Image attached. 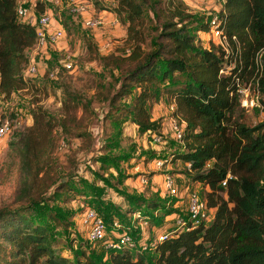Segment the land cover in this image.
Segmentation results:
<instances>
[{
  "label": "trees",
  "instance_id": "trees-1",
  "mask_svg": "<svg viewBox=\"0 0 264 264\" xmlns=\"http://www.w3.org/2000/svg\"><path fill=\"white\" fill-rule=\"evenodd\" d=\"M112 1L109 11L125 24L126 50L105 58V65L120 77L109 103L118 110L114 100L129 96L127 106H120L124 115L141 131L159 134L146 102L165 95L172 104L169 115L183 123L181 144L174 141L167 153L169 163L189 164L184 173L190 182L202 185L200 195L211 218L204 225L168 230L169 236L151 249L157 253L154 261L151 255L132 257L124 249L111 254L109 264H264V57L259 76L254 62L264 49V0H223L218 12L227 52L212 42L201 45L197 33L207 31V25L183 0ZM15 5L16 0H0L3 94L24 87L26 51L36 38L33 26L16 18ZM33 6L43 11L40 1ZM83 38L85 46L91 44ZM256 76L263 120L249 126L242 119L245 111L239 106L236 83L251 81L253 87ZM117 119L112 116V122ZM22 165L15 197L20 203L0 209V264H98L84 251L82 260H70L54 245L49 228L32 207L44 205L59 186L51 195L41 191L32 196L25 154Z\"/></svg>",
  "mask_w": 264,
  "mask_h": 264
},
{
  "label": "rangeland",
  "instance_id": "rangeland-1",
  "mask_svg": "<svg viewBox=\"0 0 264 264\" xmlns=\"http://www.w3.org/2000/svg\"><path fill=\"white\" fill-rule=\"evenodd\" d=\"M16 1L32 7L36 0ZM184 1L195 18L202 21L222 6L220 0ZM81 2L87 8L85 15L99 17L103 24L85 27L83 16L73 11L74 5L63 0L48 4L45 11L50 14L53 26L61 24L63 37L54 46L27 50V61L35 62L36 73L23 72L26 80L23 88L0 93V122L6 120L11 126L8 136L0 141V209L16 208L20 203L15 197L24 174L25 154L28 179L34 186L32 196L41 191L45 196L51 195L56 186H62L44 205L32 207L49 228L54 245L70 260L75 256L82 260L80 252L84 251L98 264H109V256L121 250L85 239L87 227L82 221L85 208L104 214L108 224L112 221L120 224L121 228L115 231L111 228L114 238L127 227L135 228V233L167 232L173 226L170 219L184 214L185 194L194 192L201 196L203 187L188 180L185 164L180 160L161 169L169 171L176 195H165L163 172L157 173L161 186L158 182L149 185V178L161 171L153 165L157 152L150 145L155 148L162 142L169 148L175 145L169 125L170 101L158 94L146 102L149 117L157 120L158 132H163L158 134L159 144H152L148 133L124 115L125 109L120 106H127L129 96L114 100L118 110L110 105L120 77L115 69L105 65V58L126 50L125 24L109 11L114 5L112 0ZM144 15L148 18L147 8ZM199 35L200 43H210L208 34ZM83 36L90 45L85 46ZM144 39L141 46L146 50L148 32ZM64 62L71 64L70 70L62 67ZM156 88L161 87L157 84ZM112 116L118 117L116 122H112ZM242 119L253 126L263 120V112H244ZM140 176L146 185L137 183ZM205 213L211 217L210 209L205 208ZM45 215H52L53 219ZM149 252L129 251L132 257L143 254L148 259L151 255L154 261L157 253Z\"/></svg>",
  "mask_w": 264,
  "mask_h": 264
},
{
  "label": "built area",
  "instance_id": "built-area-1",
  "mask_svg": "<svg viewBox=\"0 0 264 264\" xmlns=\"http://www.w3.org/2000/svg\"><path fill=\"white\" fill-rule=\"evenodd\" d=\"M43 4V11L36 12L34 6L26 7L23 3L16 1V5L14 8L15 16L19 21L25 22L34 28L35 32V43L33 45V50H38L42 48H46L48 46L56 45L59 40L63 37L64 30L60 23H57L56 26H53L51 16L48 12L45 11L48 4H59L60 0H39ZM67 3V5H74L73 11L81 14L83 16V25L88 28L99 27L103 24L102 20L99 17H89L86 14L87 8L81 0H63ZM221 4L223 0H220ZM207 25V31H205L209 40H211L212 44L215 46L221 47L225 52L228 49L227 38L223 32L221 27V19L219 16V12L217 11L215 14L211 15L208 19L205 20ZM232 39H234L232 37ZM264 56V49L258 51L255 56V65L256 70H258V76L260 74V60ZM62 67L64 69L70 70L71 64L69 62L62 63ZM227 69V67H225ZM224 70H219V72H225ZM36 64L33 60L28 61L25 65L23 72L28 74L36 73ZM258 76L254 78L253 87H251V81H248L246 84L236 83L238 93V102L239 106L245 111L250 112L254 110H261V105L258 101V91H257V79ZM172 110V106L170 107V112ZM170 132L172 134V138L178 144H181V136H182V126L183 123L180 120L176 119V117L170 116ZM11 131L10 124L4 120L0 122V141L8 136ZM149 135V141L152 144H159L161 138L158 134L151 133L146 131ZM169 155L165 154L162 156L154 157L152 159L153 165L156 170H161L167 164H169ZM189 164H185V167L188 168ZM138 184L140 186L146 185V180L143 176L138 177ZM221 185H224V182H221ZM163 187L165 191V195L168 197H173L176 195V189L173 186V182L167 174L163 176ZM185 209L184 214L181 216H174V220L172 221L174 228H186L188 226H197L199 224H207L210 221V218L205 213V204L202 200L201 196L194 192H187L185 194ZM207 209V208H206ZM82 221L83 225L87 227V231L85 233V239L89 242H101L105 243L107 246L111 248H116L118 250H130L136 252H146L151 251V249L160 241L164 240L169 236L170 232H153L150 234L143 232L140 230L135 233L132 227L123 228L125 231L120 234L118 238H114L111 235V228L113 231L121 228L120 224L116 221H112L111 224L105 222L104 218L100 213H98L93 208H85L82 211ZM109 226L110 230H107ZM85 227V228H86ZM112 237V240H109ZM108 240V241H106Z\"/></svg>",
  "mask_w": 264,
  "mask_h": 264
},
{
  "label": "crops",
  "instance_id": "crops-1",
  "mask_svg": "<svg viewBox=\"0 0 264 264\" xmlns=\"http://www.w3.org/2000/svg\"><path fill=\"white\" fill-rule=\"evenodd\" d=\"M183 2L186 4V5H188L184 0H183ZM189 7V6H188ZM199 34H207L206 32H198L197 33V37L199 38V39H201L202 40V37L199 35ZM208 40V39H207ZM211 42V41H210ZM201 45L203 46V47H207L208 46V43H201ZM29 50V49H28ZM172 106V104L171 103H169V105H168V107L170 108ZM155 119V118H154ZM159 132H161V133H163L162 132V130L161 131H159ZM166 145V146H165ZM175 146V145H174ZM150 149L151 150H153V151H155V152H157L156 154H167V153H169L170 151H171V149H173V148H169V146L167 145V144H164L163 142L161 143V144H159L158 146H157V148H155V147H152L151 145H150ZM162 172L164 173V174H167V173H169V171L168 170H166V169H163V170H161V171H157L155 174H153L150 178H149V185L151 186V185H153V183L154 182H158V180L160 179V177H159V175L157 174V173H161L162 174ZM164 174H163V176H164ZM168 175V174H167ZM163 178V177H162ZM137 180V179H136ZM151 182V183H150ZM134 184H135V182H133ZM137 183H138V180H137ZM159 184H160V182H158ZM199 184V183H198ZM160 186H161V184H160ZM165 192V191H164Z\"/></svg>",
  "mask_w": 264,
  "mask_h": 264
}]
</instances>
